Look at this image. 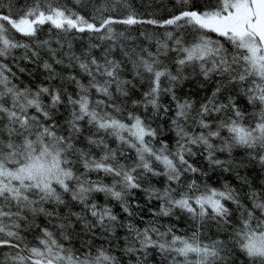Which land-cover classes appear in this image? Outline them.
Returning <instances> with one entry per match:
<instances>
[{
    "label": "snow or ice",
    "instance_id": "snow-or-ice-1",
    "mask_svg": "<svg viewBox=\"0 0 264 264\" xmlns=\"http://www.w3.org/2000/svg\"><path fill=\"white\" fill-rule=\"evenodd\" d=\"M93 7L85 16L64 0H0V264H264V191L238 173L250 191L214 187L194 163L228 172L243 166L231 159L243 149L264 166V0H204L164 19L128 0ZM137 25L164 31L135 36ZM85 33L77 54L72 41ZM28 65L47 86H22ZM192 74L200 92L211 86L199 100L178 94ZM137 83L146 88L132 99ZM182 216L192 225L183 234L160 223ZM213 225L215 238L203 231Z\"/></svg>",
    "mask_w": 264,
    "mask_h": 264
},
{
    "label": "trees",
    "instance_id": "trees-1",
    "mask_svg": "<svg viewBox=\"0 0 264 264\" xmlns=\"http://www.w3.org/2000/svg\"><path fill=\"white\" fill-rule=\"evenodd\" d=\"M17 7L22 6L25 3V0H14ZM30 2V0H29ZM64 2L68 5V7L75 9L76 11L81 12L85 16H90L94 11V5L96 7H99L103 4L104 0H81V3L77 4L75 0H64ZM204 3V0H190V3L188 5H181L177 2V0H128V4L130 7L135 10L138 14L145 18H156V19H164L168 18L173 13L179 12L182 7H193V8H201ZM6 11V8L0 9ZM122 13L126 11V9L121 8L120 10ZM114 15L116 13H113ZM122 25H117L116 28L118 30H123ZM147 30L149 32H156V33H163V29L153 28L151 25H137L134 28L131 29V33L135 36L139 35L140 31ZM49 38L47 31L45 30L40 34V39H47ZM137 43H142L144 46H149L147 41H143V38L141 37ZM74 50L79 54L80 51H82L87 44L89 43L88 35L87 33L83 34L82 39H76L72 41ZM53 47H58L57 45L53 44ZM152 50L154 49V45L151 46ZM119 54L117 53V56ZM43 59H48L47 55H43ZM29 71L32 72V75L22 74L21 75V84L23 85H31L35 87L36 85L40 83H44L45 86L48 85L49 81L45 80L46 73L42 68H38L33 65H28ZM57 71H60V66H56ZM69 70L65 69L64 73L66 74ZM190 71V70H189ZM128 79H131L132 77L129 75L127 77ZM202 81V77H197L195 74H192L189 79L185 80L183 84L180 86L178 90V94L181 96H184L187 93H192V98L199 100L201 96H203L205 93L210 94L211 92V86H209L207 89H205L203 92L199 91V83ZM50 83L56 84L59 86L60 81L57 79L55 81H51ZM69 91H74V88L70 85L67 86ZM137 88L139 90H133L132 92V99H141V92L145 90L146 85H140L137 83ZM165 102H167L168 97H164ZM240 104L242 107L247 106V111L249 113H252L254 109L252 106L246 104V99L242 98L240 101ZM130 107V105H129ZM142 111V109L140 110ZM160 123L167 125L166 121H161ZM163 139L172 141V134L165 131V135L163 136ZM219 158L222 160L227 161L229 157L227 154H218ZM231 159L234 162H240L243 161V166L237 168L235 166L232 167V169L228 172L223 171L222 168H215V170H212L209 168L207 162L204 160L203 157H197L194 163H196L198 166L207 169L209 171V176L207 178H204L207 180L209 184H211L214 187H221L225 183L229 184L231 187L241 191L242 193L248 192L251 189H255L257 191H264V166H261L256 161H250L246 157L243 149H237L232 153ZM239 177H245L247 178L249 185H251V189L244 185ZM93 178H95L96 174H91ZM197 179H201L200 177H197ZM153 184L156 187H162L163 186V179L162 178H154ZM96 199H98L100 202H103L104 198L102 195H97ZM136 201H139L141 205H144L145 198L143 193H136ZM111 202V201H110ZM114 203V202H111ZM133 206H135V201H133ZM231 208H235V205H229ZM149 207L157 208L159 207L158 201H152L149 204ZM62 211H66V209H61ZM73 210L78 211L79 206L73 205ZM114 211H116L120 216L121 219H124L126 214L121 213L120 208L118 205H115ZM149 220L152 219V217L145 211L143 213ZM40 223L44 222V218H40ZM139 223V221H137ZM160 223L165 226L174 225L176 229H178V234H183L185 231H190L192 225L191 222L188 220L186 216H182L181 219L177 220L175 217H169V218H160ZM143 226V225H141ZM79 227V226H78ZM206 232V236H210L215 238L217 235V231L215 226L207 227L203 230ZM117 235H123V230L118 229ZM221 238H223V234H220ZM29 240H31V236L28 237ZM101 243V241H97V244ZM77 247H79V243L77 242ZM3 251H7L6 249ZM118 257H121L120 251L117 249L114 253ZM0 259H3L2 256H0ZM125 260V264L127 261V257H123ZM148 264H159V257L156 255L149 256L148 258Z\"/></svg>",
    "mask_w": 264,
    "mask_h": 264
}]
</instances>
